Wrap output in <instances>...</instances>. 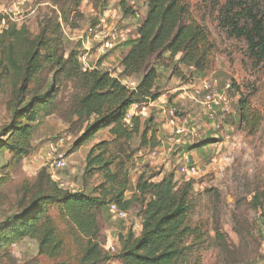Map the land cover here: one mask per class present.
<instances>
[{"label":"rangeland","instance_id":"rangeland-1","mask_svg":"<svg viewBox=\"0 0 264 264\" xmlns=\"http://www.w3.org/2000/svg\"><path fill=\"white\" fill-rule=\"evenodd\" d=\"M227 2L184 1L188 11L184 22L197 24L207 35L208 56L204 72L183 66L179 57L171 59L165 53L148 61V66L157 72L154 91L159 98L150 108L149 116L155 119L160 144L154 151L139 148L138 137L115 144L122 147L119 148V160L111 169L126 181L125 199L136 198L137 201L131 204L123 220L112 217L106 207L99 212L98 239L109 256L99 264H123L115 257L125 238L128 234L133 238L140 235L144 202L136 192V185L141 176L147 178L150 175H156L154 182L172 176L177 185L188 184L191 187L187 222L202 235V240L193 245L194 259L199 257L201 264H264V202L257 208L252 203L254 196L264 194V64L254 67L245 41L229 37L220 25ZM241 3L255 8L264 5L263 0H241ZM9 7H13L16 13V27H24L31 38L43 29L51 36L57 28L61 34L64 59L69 53L79 57L85 46L91 51V66L96 65L99 70L117 77H120V62L136 39L137 29L147 14V0H0V11ZM240 9L238 6L235 12ZM95 14L104 17L107 30L116 35L114 49L102 58L96 57L98 42L95 39H86L83 46L80 40L85 39L84 33ZM43 67L46 69L29 84L25 100H29L30 90L35 88L42 94L48 92L54 96L56 108L54 113L39 114L36 122L31 124V153L15 165L14 170L6 168L11 156L0 148V177L9 176L7 181H0V223L25 209L28 196L22 200L21 184L25 182L32 186L40 170L33 157L58 138H64L63 149L68 153L65 169L56 176L59 184L72 192L83 189L85 194L95 195L108 186L98 172L86 182L82 181V175L91 147L113 138L103 131L93 141L76 145L87 124L76 116L69 119L72 111L69 104L77 92L62 70H50L47 65ZM141 77L142 74L135 76L132 81L138 82ZM18 78L11 70L0 74V141L7 138L11 128ZM210 79H216L221 89L231 86L227 94L232 113L219 117V129L209 125L203 108L197 102L200 97L194 95V87ZM242 98L260 119L253 131L240 122L238 105ZM168 109L175 110L179 124L186 132L194 129L193 135L186 134L182 138L180 147H172V139L165 126L163 111ZM169 148L172 152H168ZM182 152L190 155L197 168L194 178L188 182L177 174L178 153ZM50 215L57 217V211L51 210ZM56 224L64 241L63 254L59 258L39 256L36 241L24 239L0 250V264H77L81 240L67 229L62 220L58 219ZM217 232L224 237L227 250L217 242Z\"/></svg>","mask_w":264,"mask_h":264},{"label":"trees","instance_id":"trees-1","mask_svg":"<svg viewBox=\"0 0 264 264\" xmlns=\"http://www.w3.org/2000/svg\"><path fill=\"white\" fill-rule=\"evenodd\" d=\"M184 1L147 0L145 20L120 62L122 79L142 74L135 90H129L120 77L107 71L93 69L82 72L74 53H69L64 59L61 34L57 28L51 36L43 29L34 38L26 33L24 27L17 28L15 24L0 28V74L11 70L19 76L13 98L11 128L7 138L0 141V148L11 156L6 165L8 170H14L15 165L31 153V124L36 122L37 116L54 113L56 108L53 105L54 96L48 92L42 94L35 88L30 90L29 100H25L29 84L46 69L44 65L50 70H62L77 92L69 104L72 110L69 119L76 116L87 124L76 145L93 141L103 131L113 138L112 141H100L93 145L85 160L82 181L86 182L98 172L108 184L98 195L85 194L83 189L72 192L60 188L43 168L32 186L23 182L22 200L28 196L27 205L24 210L0 223V250L24 239H32L37 243L39 256L59 258L64 250L63 236L56 224L60 219L81 240L77 264H99L109 259L98 239L99 212L105 207L108 210L110 204L127 212L137 201L136 198L125 199L126 181L120 179L115 169L114 172L111 169L119 160V148L122 147L115 144L128 142L133 137L139 138V148L142 149L154 151L160 144L153 117L143 120L132 117L129 123L125 121V114L131 105L147 100L156 102L159 98L154 91L157 72L154 67L148 66V61L165 53L171 59L179 57L181 65L199 73L207 68L206 32L197 24L184 22L188 12ZM238 6L241 9L235 12ZM242 20L244 22L240 24ZM220 25L229 37L245 41L254 67L264 64V5L245 7L241 0H228ZM238 106L241 110L240 122L253 131L260 122L259 117L250 111L245 98L239 101ZM155 176L138 179L136 192L144 202L140 235L133 238L128 234L115 258L122 260L123 264H201L199 257L193 258L192 249L202 240V235L187 222L191 187L188 184L177 185L172 176L154 182ZM8 179V175L0 177L1 182ZM261 202H264V194L253 197L254 207L257 208ZM51 210L57 211V217L50 215ZM216 238L222 249L227 250L224 237L217 232Z\"/></svg>","mask_w":264,"mask_h":264},{"label":"built area","instance_id":"built-area-1","mask_svg":"<svg viewBox=\"0 0 264 264\" xmlns=\"http://www.w3.org/2000/svg\"><path fill=\"white\" fill-rule=\"evenodd\" d=\"M0 15V28L6 27L8 24L16 25L18 23L13 7L0 11ZM84 35L85 39H80L82 46L87 43L86 39L93 38L95 39L94 41L98 42V47L95 51L97 58H102L115 47L116 35L107 30V20L102 16L94 15ZM90 58L91 51L84 46L78 57L82 72L98 69L96 65L91 66ZM121 82L129 90H135L136 88L137 82L132 81L131 78H121ZM229 89V85L225 86L224 89L219 88L216 79L202 81L199 87H194V95L200 97V100L197 102L203 108L207 122L215 129L220 128V116H226L232 113L231 101L227 94ZM195 99L197 100V98ZM154 104V101L147 100L141 104L131 105L125 114V121L129 123L132 117H139L142 120L146 119L149 116L150 108L154 107ZM163 113L166 119L165 126L168 128L172 139V147H180L182 145V138L186 134L193 135L194 129H190L186 132L179 124L174 109H168L167 111H163ZM64 143V138H58L46 149H43L33 157L34 164L38 165L39 169H45L50 178L55 181L60 188H64V186L56 181V176L59 171L66 167V157L68 153L63 149ZM168 152H172V148H169ZM178 155L179 164L177 172L188 182L194 178L197 168L193 164L189 154L182 152L178 153ZM108 212L116 219L123 220L127 217V212L120 210L115 204H110L108 206Z\"/></svg>","mask_w":264,"mask_h":264}]
</instances>
